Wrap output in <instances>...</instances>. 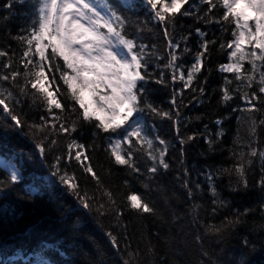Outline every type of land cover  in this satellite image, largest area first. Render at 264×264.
<instances>
[{"label": "trees", "instance_id": "1", "mask_svg": "<svg viewBox=\"0 0 264 264\" xmlns=\"http://www.w3.org/2000/svg\"><path fill=\"white\" fill-rule=\"evenodd\" d=\"M108 2L125 18L124 34L145 46L148 61L146 80L139 85L145 110L137 113L144 134L121 148L126 158L131 152L130 164L139 172L115 163L111 143L117 132L105 133L98 121L81 118L82 109L54 67L45 69L47 84L50 90L59 86L63 110L49 112L30 84L20 91L29 58H23L26 45L19 37L32 27L35 0H0V51L7 53L0 56V77H10L0 79V98L21 121L16 125L0 105V157L14 163L22 176L12 183L0 166V264H264V159L259 155L264 152V93L259 91L264 62L257 61L250 87L235 73L221 71L230 62L228 44L236 29L222 19L225 9L218 0L215 8L206 0H189L181 10L189 14L167 23L159 22L144 0ZM169 41L179 47H170ZM202 52L201 70L186 87ZM172 53L178 57L175 67L169 66ZM56 63L63 66L62 60ZM28 71H34L32 65ZM242 71H251L247 60ZM13 72L21 73L15 81ZM225 89L231 96L227 101ZM73 124L75 131H61V125L70 129ZM73 142L83 147L70 148ZM165 146L169 166L157 164L152 173L151 156ZM253 149L256 156L250 155ZM77 152L83 164L75 159ZM241 164L243 176L236 171ZM65 174L75 177L78 194L61 183ZM131 195L140 196L153 212L131 209ZM84 197L88 209L81 203Z\"/></svg>", "mask_w": 264, "mask_h": 264}, {"label": "snow or ice", "instance_id": "2", "mask_svg": "<svg viewBox=\"0 0 264 264\" xmlns=\"http://www.w3.org/2000/svg\"><path fill=\"white\" fill-rule=\"evenodd\" d=\"M14 3H25L26 0H13ZM154 17L161 23L173 21L177 14L188 15V11L181 13V10L189 0H144ZM210 8H215L217 3L214 0H206ZM220 6L225 9L222 16L224 21H231L235 25V39L228 44L229 48L234 50L230 53L231 63L221 66V71L235 73L236 79L246 81L245 86L250 87L256 79L254 73L257 68V61L264 62V0H218ZM11 7V4L8 5ZM125 18L118 14L108 0H35L34 17L32 27L29 28L27 35L19 37L26 45L23 58L27 59L24 63L25 72L23 73L25 83L20 87L22 93L26 92L30 84L32 89L43 97L47 104L49 112L53 108L64 109V105L59 98V86L55 90H50L52 84L45 86L48 75L45 69L51 70L53 67L60 72V79L66 86L67 93L82 109L81 118L84 121H98L97 127L105 133H116L123 129V137L131 145V137L140 139L144 129L139 119L133 120L134 114L142 113L145 109L141 107L140 96L143 88L139 87L140 82L146 80L144 70L147 66V59L144 55V47L138 46L134 39L128 38L124 34ZM167 35V29H165ZM169 46L178 48V44ZM246 46H250L246 50ZM202 47L207 51V42ZM259 50L257 52L256 50ZM7 53L0 51V56ZM38 56L39 60L34 61L31 57ZM198 54L197 62L192 66L188 73L186 87L191 84L194 74L201 70L202 62ZM169 66L175 67V61L178 57L170 54ZM62 60L63 66L56 61ZM248 61L251 65V71L245 74L244 62ZM29 65H32L34 71L29 72ZM10 67V65H7ZM261 67H264L262 63ZM20 72H13L11 79L16 80ZM31 77V79H29ZM175 74L173 79H175ZM184 80V74L179 75ZM5 81L10 77L5 75L0 77ZM53 80L55 76L53 75ZM259 91L264 93V72L259 75ZM201 91H203L201 89ZM0 93V97H2ZM11 97V93L8 94ZM223 99H231L227 89L224 90ZM247 99V96L245 97ZM18 102V101H17ZM175 103V101H173ZM251 103V101H249ZM0 105H3V111L7 113L16 125H21L20 119L13 114L9 104L4 98H0ZM151 111L156 109L147 105ZM168 116V113H164ZM171 118V117H169ZM130 121H132L130 123ZM219 124L220 121H217ZM264 123V122H262ZM127 125V127H125ZM55 127V125H53ZM75 131V124L71 128L61 125V131ZM251 135H255V122L251 125ZM146 139V137H145ZM188 139H192L189 137ZM149 147L151 140H147ZM163 140L160 144H164ZM181 143H184L181 140ZM121 140L117 139L111 146V154L115 158V163L119 165H128L135 171L140 169L130 164L131 152L126 158L121 152ZM70 148H82L75 142ZM40 155L43 156L45 148L42 144L38 145ZM167 151L165 146L158 155H152L154 162L150 171H157L156 165L159 164L164 169L168 168L164 155ZM251 156H256L257 152L253 149ZM264 159V152L260 154ZM243 157V153H241ZM75 159L81 164L84 163L80 152L75 154ZM84 170L90 173L99 182L96 173L90 165H85ZM236 171L243 176L244 166L241 164ZM10 181L17 183L22 179L18 170L10 172ZM211 180V176H209ZM61 183L65 184L74 194H78L79 185L74 176L67 174L61 176ZM264 183V181H262ZM246 184V181H245ZM212 194L216 196L215 187L212 186ZM189 189V196H191ZM112 203V194L106 192ZM79 198V197H78ZM131 209L144 213H151L153 209L143 202L138 195L128 197ZM84 208L91 207L87 197L81 199ZM112 244L116 245V238L109 233Z\"/></svg>", "mask_w": 264, "mask_h": 264}, {"label": "rangeland", "instance_id": "3", "mask_svg": "<svg viewBox=\"0 0 264 264\" xmlns=\"http://www.w3.org/2000/svg\"><path fill=\"white\" fill-rule=\"evenodd\" d=\"M249 47H250V46H246V50H247ZM233 50H234V46H233V48H231V52H232ZM256 51L259 52L258 49H257ZM231 62H232V60H231V58H230V62H229V63H231ZM224 72H226V71H224ZM45 86H48L47 81H45ZM132 119H133V120L139 119V120L142 122V127H143V129H144L142 118H141L138 114H134V116H133ZM131 122H132V121H130V123H131ZM125 127H127V125H125ZM122 133H123V129L118 130V132L116 133V134H117L116 137L112 140L111 146H113V145L115 144V141H116L117 139H120V140H121L120 148H122L123 145H128V144H129L128 141L124 139ZM143 134H144V132L142 133V135H143ZM132 138H135V137H131L130 139H132ZM81 155H82V154H81ZM0 161H4V164L7 165V167L9 168V173H10L12 170H18V168L16 167V165H15L14 163L9 162V161H6V160H4V159L1 158V157H0ZM18 171H19V170H18ZM19 173H20V172H19ZM47 181H48V182H51V181H52V178H51V177H48V178H47ZM31 190H32L33 193L37 192V189L32 188Z\"/></svg>", "mask_w": 264, "mask_h": 264}, {"label": "bare ground", "instance_id": "4", "mask_svg": "<svg viewBox=\"0 0 264 264\" xmlns=\"http://www.w3.org/2000/svg\"><path fill=\"white\" fill-rule=\"evenodd\" d=\"M0 165L3 166L9 172V168L7 167V165L4 164V161H0Z\"/></svg>", "mask_w": 264, "mask_h": 264}]
</instances>
